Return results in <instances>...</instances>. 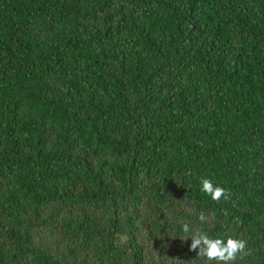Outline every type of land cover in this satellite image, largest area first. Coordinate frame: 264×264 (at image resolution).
<instances>
[{"label": "trees", "instance_id": "trees-1", "mask_svg": "<svg viewBox=\"0 0 264 264\" xmlns=\"http://www.w3.org/2000/svg\"><path fill=\"white\" fill-rule=\"evenodd\" d=\"M0 264H264V0H0Z\"/></svg>", "mask_w": 264, "mask_h": 264}]
</instances>
